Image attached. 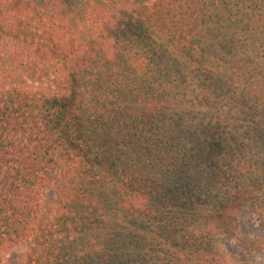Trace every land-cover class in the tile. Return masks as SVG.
<instances>
[{
	"label": "trees",
	"instance_id": "16d2710c",
	"mask_svg": "<svg viewBox=\"0 0 264 264\" xmlns=\"http://www.w3.org/2000/svg\"><path fill=\"white\" fill-rule=\"evenodd\" d=\"M223 7L0 0V264H230L264 229V175H236L264 165V109L223 62Z\"/></svg>",
	"mask_w": 264,
	"mask_h": 264
},
{
	"label": "rangeland",
	"instance_id": "374dc122",
	"mask_svg": "<svg viewBox=\"0 0 264 264\" xmlns=\"http://www.w3.org/2000/svg\"><path fill=\"white\" fill-rule=\"evenodd\" d=\"M222 1L226 2V0ZM227 1L235 7L230 10L223 7L219 11L220 13H225V20L221 23V32L219 36L222 42L227 45L228 50H230L224 54L225 58L223 62L231 64L234 76L238 79V86L242 88V86L246 85V93L249 94L250 98L247 106L253 108L261 107L264 109V16L252 17L249 10L252 8L255 9L257 6L258 8L261 6L262 9L260 10L264 12V0ZM250 19L253 20L249 21ZM245 70L247 76L242 74ZM244 77H246L245 83L241 82V79ZM236 158H240V156L237 155ZM250 158L251 155L243 159V164L246 169L241 173V175L236 173V175H239V182L252 183L257 181V179H260L261 174L264 175V165L258 166L254 164V167L252 166V163H250ZM262 179L258 181L261 182V185L264 184L262 183ZM233 184H236L235 179L234 181H231V186ZM260 194H264V191ZM64 195L65 193L61 188H53L47 191L46 219L61 212L64 214L66 208L61 201ZM200 196H203V194ZM223 196L224 194L220 193L219 201L223 200ZM207 197L209 198L210 195ZM256 197L261 198L259 197V194H257ZM261 202H263V200H260L259 204ZM251 222L253 221L250 220V223ZM247 231L250 232L251 235L239 234L233 243L232 241L229 242L234 247L233 250L230 249V252H228L227 260L230 264H236L234 263L236 261H233V259L237 260L239 253L243 252V250H241V246L246 240H249L251 243H253V240H258L259 242L264 235V229H261L260 227L257 231V227L252 229L248 226ZM29 249L28 246H23L12 251L7 256V264H19L24 259ZM245 259L246 262L244 264H264V246L262 245V247H259V244L254 245L252 254Z\"/></svg>",
	"mask_w": 264,
	"mask_h": 264
}]
</instances>
